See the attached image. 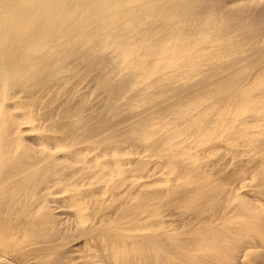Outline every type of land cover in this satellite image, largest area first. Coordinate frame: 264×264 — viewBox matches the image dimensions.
<instances>
[{
  "label": "bare ground",
  "instance_id": "6f19581e",
  "mask_svg": "<svg viewBox=\"0 0 264 264\" xmlns=\"http://www.w3.org/2000/svg\"><path fill=\"white\" fill-rule=\"evenodd\" d=\"M0 209V264H264V0H0Z\"/></svg>",
  "mask_w": 264,
  "mask_h": 264
},
{
  "label": "rangeland",
  "instance_id": "374dc122",
  "mask_svg": "<svg viewBox=\"0 0 264 264\" xmlns=\"http://www.w3.org/2000/svg\"><path fill=\"white\" fill-rule=\"evenodd\" d=\"M3 207V206H2ZM2 209V208H1ZM1 209H0V232H1V229H3V231H7L8 229H9V227H10V225H9V223L11 222L10 220H12V222L14 221V219H11V217L13 218L14 217V215H12V213H7V215L8 216H10V217H8V219H6V212H8V211H5V212H3L4 214L3 215H1L2 213H1ZM3 210H4V208H3ZM6 210V209H5ZM2 220V221H1ZM9 220V221H8ZM6 223V226H5V223ZM3 223V224H2ZM7 225H8V228H7ZM3 227V228H2ZM6 250L4 249V248H2V246H1V244H0V262L2 261V262H9V261H11V258L13 259V257L12 256H10V254L7 252H5ZM3 257V258H2ZM7 257H9V258H7ZM7 259V260H6Z\"/></svg>",
  "mask_w": 264,
  "mask_h": 264
}]
</instances>
